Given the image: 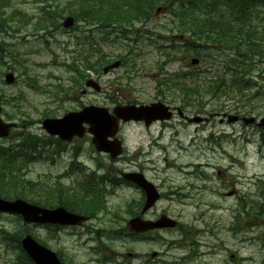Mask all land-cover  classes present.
Returning a JSON list of instances; mask_svg holds the SVG:
<instances>
[{
	"label": "rangeland",
	"instance_id": "1",
	"mask_svg": "<svg viewBox=\"0 0 264 264\" xmlns=\"http://www.w3.org/2000/svg\"><path fill=\"white\" fill-rule=\"evenodd\" d=\"M38 2L39 0H11L7 11H23L32 19L33 24L40 8L65 15L67 14L65 8L72 0H40V4ZM175 20L167 13H157L142 30H153L154 33L138 38L133 48L124 40H119L113 45H101L102 54L109 55L111 62L122 59L130 49H133L129 55V58L133 60V66L120 67L108 75H103L100 68L96 67L92 72H85L84 80L79 81L78 85L72 81L73 78H79L78 74L69 72L67 67H70L73 61L75 62L80 53L82 55L86 53L89 35L95 43L102 39L103 36L97 30H93L91 34H82L85 28L80 24L77 32L70 34L56 32L52 36L41 38L44 32L38 31L34 36L31 34L32 29L29 25L26 30L14 35L13 39L4 34L1 35L0 41L17 61V63L13 62L11 58L5 56L0 62V94L4 102L2 117L4 121L16 124L25 118L32 122L29 128L14 131L12 140L18 141L26 130V133L45 138L38 123L44 115L59 118L67 112L79 111L82 106L111 110L118 104L149 105L162 102L170 107L179 108L178 101L171 100L179 98L177 93L175 92L173 97L163 92L160 82L172 79L180 72L188 73L192 68H187L189 61L185 60L184 64L181 63L182 67L184 65L181 69L178 59L182 57L181 54H178V58L173 61L167 62L164 54L157 49L170 45L180 47L182 44L180 40L187 41V35L178 34L175 29L176 24H170V21ZM171 30H173L172 33ZM93 56L95 57L92 63L95 64L98 60L95 59L96 54ZM207 66L210 65L206 63L201 68L206 69ZM5 73H12L15 76L16 80L12 86L3 82ZM27 79H34L36 85H29ZM87 79L95 81L100 87V92L86 89L84 83ZM57 86H60L62 91L60 96L69 94L65 97H60L58 94L54 96V92H58ZM85 89L86 92L82 93ZM257 94L253 101L242 99L239 102L233 100L219 102L222 103L224 112L227 114H237V109L245 112L253 106L255 110L248 116L260 118L264 116V95L262 94L263 97L260 99V92ZM204 102L206 103L204 109H201L202 112L189 108L184 112V116L194 118L196 113L208 119L205 123L199 125L184 123L182 120L185 119L179 118L177 114L164 127L155 125L147 129L139 123H127L121 126L120 132L124 146L122 157L115 163L104 157L94 159L96 164L103 168L101 176L108 171L110 177L119 180L122 171L141 170L146 178L165 194L174 191L181 184L182 191L177 189L178 197L172 198V202L160 201L154 212L157 216L164 214L177 220L185 228H189L191 240L197 234L194 239L196 243L194 254L200 257L192 256L189 241L182 245L173 244L179 241L180 237L178 232L170 231L165 235L159 232V240L155 239V242L147 244L134 243L128 239L101 241L103 243L101 248H104L107 256L112 259L106 264H146L145 259L147 264H168L165 259L172 264H204L203 262L264 264V226L261 223L257 225L256 220L249 217L244 222V225L248 227L243 234L239 232L233 235L229 231L233 218L232 211L237 206V196L242 195V198L246 197L249 201L256 200L259 185L264 187V131H258L255 126H244L239 123L221 125L219 118L209 117L210 113H218L217 110L215 111L218 108L216 100L205 99ZM211 107L214 108L213 112H210ZM160 133H163L161 137ZM12 140L4 144L8 145ZM80 145L87 152L92 149L90 143L85 141L82 143L78 141L75 144V146ZM67 164L68 162H65L58 164L55 168H49L33 163L28 168L26 178L35 180L39 176L46 175L44 173L47 172L51 174L62 172L67 168ZM188 164L189 168L186 167ZM94 165L89 164L90 167ZM181 168L184 169L181 171ZM65 182L68 183V181ZM194 183L197 184L196 190L197 187H201L200 191L203 192H201V198L191 197L190 208L187 209L188 203L183 195L195 191ZM233 189L239 194L234 198L226 196L228 192L234 191ZM110 190L106 188V191ZM114 190L117 195L114 194L115 197L112 196L107 200L108 207L116 206L113 211L120 220L115 224L112 223V209L109 208V214L99 217L93 223L90 222L89 226L102 228L108 221L110 226L108 224L106 226L116 230L124 228L125 221L129 218L124 210L133 198L139 197V193L127 185ZM117 196L123 198L117 199ZM262 200L263 198H260V202ZM212 203L216 206V210H210L209 206ZM199 214L200 218H198ZM194 216L198 220L194 221ZM205 220L214 228L211 234L204 228ZM206 233L213 235L214 239L201 243L200 240L204 239L202 236L207 237ZM25 234L36 237L46 243L51 250L59 252L66 264H97L94 259L98 255L90 250V247H96L97 243H89L87 238L77 239L68 236V233L63 231L54 232L46 228L37 231L34 226L27 228L18 217L4 214H0V254H4L0 255V264H15L17 261L24 263L20 260L23 259L21 255L13 254L6 246H11L16 238ZM2 240L6 241V246ZM221 244L222 246L219 247ZM241 246L245 248L241 249ZM154 252L157 256L151 258L150 255ZM200 252L208 255L202 256ZM127 254L135 256L127 257ZM248 258L251 261H246ZM153 259L156 262H152Z\"/></svg>",
	"mask_w": 264,
	"mask_h": 264
},
{
	"label": "trees",
	"instance_id": "2",
	"mask_svg": "<svg viewBox=\"0 0 264 264\" xmlns=\"http://www.w3.org/2000/svg\"><path fill=\"white\" fill-rule=\"evenodd\" d=\"M103 8L101 0H74L70 14L75 19L97 24L102 28L115 24L127 23L152 13L158 6L173 5L176 20H182L184 33L194 40H200L202 45H208L206 50L189 51L200 61L218 63L211 71L212 76L196 81V69L183 76L168 79L161 85L163 92L171 96L178 93L181 105H193L199 99L197 106L203 109L205 98L216 100V106H221L220 100L239 102L245 97L252 101L260 92L264 95V0H106ZM9 6L8 0H0V12ZM129 12V13H125ZM22 20V19H19ZM103 22V23H102ZM176 26L178 24L176 23ZM163 52L170 59L174 54L172 46ZM190 56L185 52L184 58ZM84 67L92 70L89 56L83 59ZM73 71L76 72L75 69ZM236 72V73H235ZM210 74V73H208ZM255 92H254V91ZM253 91V92H252ZM203 92V93H202ZM263 94V95H262ZM223 107V106H222ZM220 107V108H222ZM252 106L248 111H252ZM32 145L27 143L26 147ZM3 149L0 147V162L6 161ZM0 167V197L16 195L14 181L7 182ZM9 198V197H8ZM32 203H38L34 196L27 197ZM258 203V202H254ZM54 206L53 204H47ZM250 210V211H249ZM256 215L264 213L263 209L249 207L248 216L253 211Z\"/></svg>",
	"mask_w": 264,
	"mask_h": 264
},
{
	"label": "water",
	"instance_id": "3",
	"mask_svg": "<svg viewBox=\"0 0 264 264\" xmlns=\"http://www.w3.org/2000/svg\"><path fill=\"white\" fill-rule=\"evenodd\" d=\"M72 24V19L67 18L63 26L67 28L72 26ZM196 62V60L192 61L193 64ZM117 66L118 63L114 64L112 67ZM5 80L7 84H12L14 81L11 74H7ZM90 84L91 83H87V85ZM112 113L113 115H110L106 109L87 107L78 113H69L62 119L45 120L42 126L49 134L57 135L61 140L70 141L73 136L81 137L84 134L86 130L82 125L85 123L89 126L87 132L93 136L92 143L96 147V150L110 153L112 157H115L120 153V142L116 139L112 142H108L107 139L115 137L118 131L119 119L124 122L130 120L144 121L148 125L155 120L163 121L170 118L168 109L161 103L140 107L133 105L116 107L112 110ZM236 119V117H230V122ZM253 121V118L244 119L245 124H250ZM12 126L13 125L5 124L0 118V137L7 136ZM258 126L264 127V118L260 120ZM126 179L130 180V176L126 177ZM134 180L145 188L149 201L148 203L152 204L156 199L153 189L149 186H145L142 181H139L140 178H134ZM0 211L21 215L24 222L27 223L39 221L40 223L61 225L74 224L73 221L64 216L65 211L61 208L54 211L42 210L22 201L8 203L0 199ZM38 214H41V217L38 218ZM165 222L168 226L173 225V223H169L166 220ZM157 226L160 225L158 224ZM151 227H156V224ZM22 246L36 264H59L54 255L50 254L44 247L39 246L28 235L22 240Z\"/></svg>",
	"mask_w": 264,
	"mask_h": 264
},
{
	"label": "flooded vegetation",
	"instance_id": "4",
	"mask_svg": "<svg viewBox=\"0 0 264 264\" xmlns=\"http://www.w3.org/2000/svg\"><path fill=\"white\" fill-rule=\"evenodd\" d=\"M181 118L183 117L184 118V116L183 115H181L180 116ZM185 120H183V122H184ZM188 122H189V120H188ZM155 125H160L161 127H164L166 124H164V123H156V124H154L153 126H155ZM160 137H161V135H160ZM160 137L158 138V139H160ZM75 141H78V140H75ZM75 141L72 143V145H70V146H68L65 150H60L59 152H62V153H66V152H69V151H72V152H74V150H73V146H75ZM76 148V150H75V156H77V157H84V155H78V153H79V150H80V147L79 146H76L75 147ZM79 148V149H78ZM67 156L68 157H71V154H67ZM81 160H83V159H80V160H78V161H81ZM193 193H194V191H193ZM39 196H40V194H38ZM67 207H73V209H75V210H79V205L77 204V205H71V203H69L68 205H67ZM142 207H143V203L142 204H140L139 206H138V204H134V208H136L135 210H134V212H132V214H133V216H140V214H141V209H142ZM135 211H138V213L137 212H135ZM74 212H76V213H79L78 215H82V216H85V215H89L88 217H90V214H93L94 212H95V210L94 211H85V210H83L82 212H79V211H74ZM99 211H96L94 214H93V216L92 217H94V215L96 214V213H98ZM142 216V218H144V219H148V217H150L151 215H152V213H151V211H148V212H145L144 214H141ZM84 226H85V224L84 225H82L81 227H71V228H60V227H55V228H53V231L54 232H56V231H60V230H62L63 232H67V231H69V233L70 234H72V235H75V237H79L80 236V229H82V228H84ZM149 233H145V234H140L139 236L140 237H142V239L144 238H146V236L148 235ZM253 241V240H252Z\"/></svg>",
	"mask_w": 264,
	"mask_h": 264
},
{
	"label": "bare ground",
	"instance_id": "5",
	"mask_svg": "<svg viewBox=\"0 0 264 264\" xmlns=\"http://www.w3.org/2000/svg\"><path fill=\"white\" fill-rule=\"evenodd\" d=\"M236 73V72H235ZM203 93V92H202ZM255 119H259V118H255ZM183 146V145H182ZM205 171V170H204ZM215 185V184H214ZM217 185V184H216ZM215 185V186H216ZM233 190H235V189H233ZM228 194H229V192H228ZM228 197H231V196H228ZM260 209V208H259ZM259 239V238H258ZM233 251V250H232ZM12 253L13 254H19V255H21L22 257H23V259H27V256H26V254H25V252L20 248V247H16L13 251H12ZM235 253V252H234Z\"/></svg>",
	"mask_w": 264,
	"mask_h": 264
}]
</instances>
